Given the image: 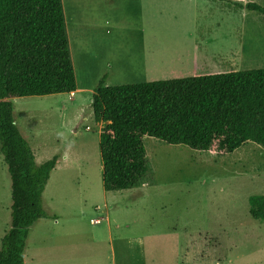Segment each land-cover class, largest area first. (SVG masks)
Returning a JSON list of instances; mask_svg holds the SVG:
<instances>
[{
    "label": "rangeland",
    "instance_id": "374dc122",
    "mask_svg": "<svg viewBox=\"0 0 264 264\" xmlns=\"http://www.w3.org/2000/svg\"><path fill=\"white\" fill-rule=\"evenodd\" d=\"M238 3L264 7V0H61L76 90L12 100L35 163L57 156L42 193L47 218L29 228L24 264H129L137 251L125 243L136 238L145 246V264H264V220L248 213V199L264 196L263 146L248 142L218 156L144 137L145 179L106 192L104 124L91 110L103 77L105 87L143 80L136 73L145 46L161 50V80L180 66L171 60L175 48L193 56L201 48L223 56L235 50L242 60L234 71L264 69V15ZM127 66L131 74L120 75ZM10 185L0 154V243L10 227Z\"/></svg>",
    "mask_w": 264,
    "mask_h": 264
},
{
    "label": "trees",
    "instance_id": "16d2710c",
    "mask_svg": "<svg viewBox=\"0 0 264 264\" xmlns=\"http://www.w3.org/2000/svg\"><path fill=\"white\" fill-rule=\"evenodd\" d=\"M264 15V7L237 4ZM61 0H0V154L10 177V227L0 264H24L29 228L47 218L42 193L57 156L37 165L13 119L12 100L71 94L76 80ZM91 101L106 192L137 187L149 172L143 138L218 156L264 147V69L105 87ZM264 220V196L248 199Z\"/></svg>",
    "mask_w": 264,
    "mask_h": 264
},
{
    "label": "crops",
    "instance_id": "0c3cea01",
    "mask_svg": "<svg viewBox=\"0 0 264 264\" xmlns=\"http://www.w3.org/2000/svg\"><path fill=\"white\" fill-rule=\"evenodd\" d=\"M188 1L190 2L191 0ZM231 3H235V2H231ZM244 4L246 3H242V5ZM190 51L191 50H188V48L185 49L175 48L171 51V58H172L171 60L172 61L175 60V62L176 61L181 62L179 68L172 67V72H174L171 75L174 76L172 79L237 72L234 70L235 68H237V66L241 64L240 62L242 60V57L240 56V52H236L235 50L229 51L228 56H223V54L219 51V49H216L213 52L209 50L207 54L206 53L203 54L202 52L203 48H201L199 55L198 53H196L194 56H193V52ZM143 52L144 55H141L139 57V59L141 58L140 59L141 65L139 68V72L136 73V77L143 79L139 83H151V82L163 81L161 80V78L165 76L164 75L165 72L162 70V67L159 64V54L161 55L160 48H156V47L153 48V46H145L142 49L141 54ZM197 58L198 61L199 58L202 59L204 63L202 66L200 62H197ZM121 74L123 75L131 74L130 70H128V66L125 67V69H122V73H120V75ZM132 76H135V74H133ZM102 79L104 80L105 78L103 77ZM139 83H134V84H139ZM76 86H77V81H76ZM130 248L136 250L137 254L134 256L135 262L132 259V262L129 263L130 258H128V263L145 264L146 252L142 240L139 238L132 240L129 239L125 243V249L129 252Z\"/></svg>",
    "mask_w": 264,
    "mask_h": 264
},
{
    "label": "built area",
    "instance_id": "2783aa9c",
    "mask_svg": "<svg viewBox=\"0 0 264 264\" xmlns=\"http://www.w3.org/2000/svg\"><path fill=\"white\" fill-rule=\"evenodd\" d=\"M92 223H94V224H97V223H99V220L97 221V220H94V221H91Z\"/></svg>",
    "mask_w": 264,
    "mask_h": 264
}]
</instances>
